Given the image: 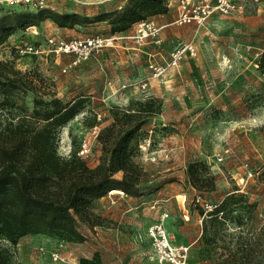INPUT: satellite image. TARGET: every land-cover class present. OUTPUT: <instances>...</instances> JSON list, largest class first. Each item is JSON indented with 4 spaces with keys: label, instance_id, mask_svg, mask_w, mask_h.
<instances>
[{
    "label": "rangeland",
    "instance_id": "obj_1",
    "mask_svg": "<svg viewBox=\"0 0 264 264\" xmlns=\"http://www.w3.org/2000/svg\"><path fill=\"white\" fill-rule=\"evenodd\" d=\"M126 1L47 0L45 10L78 14L86 22L59 28L46 20L37 28L18 31L0 46V60L29 73L38 86L45 85L63 102L81 100L80 113L60 128L61 157L78 156L86 139L91 154L82 159L97 165L101 146L92 129L109 125L116 107L137 113L144 104L150 110L144 115L142 138L152 129L150 150L159 154L166 150L169 157L149 162L137 150L135 160L149 174L140 195L114 192L96 201L91 207L96 225L78 223L83 241L46 233L26 236L39 239L36 244L23 237L16 245L3 241L1 246L10 247L12 264H159L148 229L162 222L175 246H189L187 264H264V81L254 66L260 61L264 70V56H255L264 52V19L256 30H249L235 17L260 12L264 16V0L247 2L242 13H215L198 31L191 25L179 26L163 46L139 45L133 39L135 25L114 32L110 19L100 18ZM9 12L38 11L0 0V16ZM96 36L117 37L115 46L76 65L75 54L51 52L55 47L51 38ZM190 41L196 43L198 55L182 61L170 85L150 79L151 62L164 61L170 49ZM107 94L116 102H104ZM35 98L30 91H14L9 104L0 105V120L17 122L31 116ZM3 99L0 95V102ZM237 121L242 122L232 128ZM226 148L231 153L218 162ZM245 165L254 175L248 180H243ZM192 166L204 178L214 176V187L195 180L200 189L195 188ZM227 197L224 211L206 210V203L216 209ZM182 209L185 217L189 210L188 221L181 217Z\"/></svg>",
    "mask_w": 264,
    "mask_h": 264
},
{
    "label": "trees",
    "instance_id": "obj_2",
    "mask_svg": "<svg viewBox=\"0 0 264 264\" xmlns=\"http://www.w3.org/2000/svg\"><path fill=\"white\" fill-rule=\"evenodd\" d=\"M170 1L127 0L124 6L100 18L110 19L114 32H124L142 20L167 13ZM36 11L1 15L0 46L16 32L39 27L46 20L59 28H73L87 20L74 13L45 8ZM16 90L34 93L35 108L31 116L17 122L0 120V242L16 245L27 235L46 233L69 242L83 241L78 223L96 225L91 212L96 201L113 191L137 197L141 184L148 181L149 174L136 162L135 155L144 140V115L150 109L146 110L144 104L137 113H129L116 107L112 122L101 128L97 137L99 162L90 166L80 156L66 159L58 154L60 128L80 113L81 100L63 102L45 85L38 86L29 73L0 60V95L4 96L0 105L9 104ZM190 175L195 188L199 187L195 180L214 187L215 177H202L194 166ZM228 201L227 197L214 212L224 211ZM12 255L9 246L0 244V264H12Z\"/></svg>",
    "mask_w": 264,
    "mask_h": 264
},
{
    "label": "built area",
    "instance_id": "obj_3",
    "mask_svg": "<svg viewBox=\"0 0 264 264\" xmlns=\"http://www.w3.org/2000/svg\"><path fill=\"white\" fill-rule=\"evenodd\" d=\"M47 0H6L7 5L22 6L28 10H39L46 7ZM251 0H177L176 10L177 15L174 23L178 26L191 25L194 26L197 31L205 27L209 18L215 14H230V13H242L246 9V3ZM259 1V0H253ZM161 27L156 23L153 18L145 19L138 22L135 25V34L133 39L139 45L145 43H151L156 46L163 44L161 37ZM117 37H89L84 40H62L51 38L50 42L55 46L51 52L57 54L73 53L76 56V60L73 65L87 59L94 52L100 51L103 48L114 47ZM29 51H33L30 47ZM37 53V51H34ZM198 55L197 46L194 41L185 42L176 46L168 55L167 59L162 62L153 61L149 64L150 78L160 81L162 84H168L179 70L182 61L186 58H196ZM262 55L258 53L256 56ZM72 66V65H70ZM256 69L259 70V77L264 81V70L260 68V61L254 63ZM147 84H142V87H146ZM101 129L95 126L92 129L93 138H97ZM152 144V129L149 130L147 137L140 143L139 149L143 153L146 161L157 162L169 157V152L161 150L162 156L157 151H151ZM231 153L229 148L224 149L217 156V161L222 162L226 155ZM91 154V144L88 140H83L81 147L78 151V156L81 158H87ZM243 180H248L254 177L253 173L248 169L247 165L244 166ZM207 211H213L214 206L211 204L205 205ZM164 216H167L164 215ZM185 217V212L182 213L187 221L190 219ZM163 218V217H162ZM201 221V220H200ZM149 237L152 241L153 249L159 260V264H187V256L189 246L181 245L175 246L173 238L170 233L167 232L162 222L153 223L148 229ZM58 257H56L57 259Z\"/></svg>",
    "mask_w": 264,
    "mask_h": 264
},
{
    "label": "crops",
    "instance_id": "obj_4",
    "mask_svg": "<svg viewBox=\"0 0 264 264\" xmlns=\"http://www.w3.org/2000/svg\"><path fill=\"white\" fill-rule=\"evenodd\" d=\"M176 3H177V0H171L170 3H169V11L165 14H161V15H158V16H155L153 17V19L156 21V23L161 27V37L163 39V44L161 46H163L166 42V39L168 38V35L172 33V31L174 29L178 30L180 29V27L178 25H176L174 23V20L176 18V15H177V10H176ZM235 17H240L242 19V22L243 24L249 29V30H256L258 28V26H260L261 22L263 21L264 19V16L262 15V13H257V14H254V15H237ZM194 27V26H193ZM32 28H37V27H32ZM185 29V28H183ZM175 48V47H174ZM170 49L168 51V55L169 53L174 49ZM259 52H256L255 56L258 54ZM186 59H191V58H186ZM185 59V60H186ZM175 77V75H174ZM174 77L172 78L171 82L168 83V84H165V85H170L174 79ZM151 79V78H150ZM139 80L141 79H136V84L138 85L139 87ZM154 80V79H152ZM154 81H157L159 83H161L160 81L158 80H154ZM141 82V81H140ZM162 84V83H161ZM164 85V84H163ZM103 101L104 102H116V99L110 95V94H107L106 96H104L103 98ZM255 121V120H254ZM242 122V121H241ZM241 122H234L233 125H231L232 128H235V126H238L239 124H241ZM216 172V171H215ZM216 174H218L216 172ZM119 193L117 191H113V192H110L111 194L112 193ZM123 195H125L124 193H121ZM170 205V203L168 204ZM182 213L184 212V210L182 209L181 211ZM182 217V216H181ZM29 237H24L23 240H26V241H30L31 243H39V239H35V237H32L31 240L27 239ZM174 243V241H173ZM182 245V244H181Z\"/></svg>",
    "mask_w": 264,
    "mask_h": 264
},
{
    "label": "bare ground",
    "instance_id": "obj_5",
    "mask_svg": "<svg viewBox=\"0 0 264 264\" xmlns=\"http://www.w3.org/2000/svg\"><path fill=\"white\" fill-rule=\"evenodd\" d=\"M179 202H180L181 206H183L182 204H184V199L181 198V200ZM165 218H166V216H164L162 220H164Z\"/></svg>",
    "mask_w": 264,
    "mask_h": 264
}]
</instances>
